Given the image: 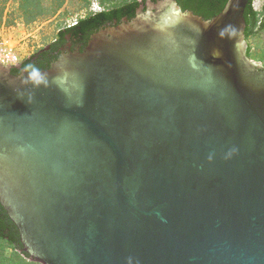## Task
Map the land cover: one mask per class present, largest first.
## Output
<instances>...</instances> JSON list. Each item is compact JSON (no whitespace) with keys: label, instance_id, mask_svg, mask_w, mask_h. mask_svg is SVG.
<instances>
[{"label":"water","instance_id":"95a60500","mask_svg":"<svg viewBox=\"0 0 264 264\" xmlns=\"http://www.w3.org/2000/svg\"><path fill=\"white\" fill-rule=\"evenodd\" d=\"M248 3L206 20L148 0L49 69L0 63V200L31 259L264 264V65L247 54Z\"/></svg>","mask_w":264,"mask_h":264},{"label":"rangeland","instance_id":"374dc122","mask_svg":"<svg viewBox=\"0 0 264 264\" xmlns=\"http://www.w3.org/2000/svg\"><path fill=\"white\" fill-rule=\"evenodd\" d=\"M133 0H0V38L17 46L22 60L54 41L60 29L74 24L103 8L123 5ZM264 0H254L259 18ZM27 9L33 13H27ZM255 63L264 65V30L248 38ZM0 264H42L25 259L20 252L0 239Z\"/></svg>","mask_w":264,"mask_h":264},{"label":"trees","instance_id":"16d2710c","mask_svg":"<svg viewBox=\"0 0 264 264\" xmlns=\"http://www.w3.org/2000/svg\"><path fill=\"white\" fill-rule=\"evenodd\" d=\"M147 0H133L112 9L99 11L93 15L83 17L73 25L61 29L58 33V39L48 49L42 48L30 57L22 61L19 66L11 68L12 73L21 74L23 69L28 72H37L51 68L62 55L61 47L68 40V36L77 44H81L79 51H84L92 39L93 35L117 20V24L122 23L126 18L127 21L133 20L138 14V8L145 4ZM183 10H191L201 15L206 20L214 19L225 8L228 0H177ZM254 0H249L244 16L246 19V37L264 29V5L263 13L259 18V12L254 8ZM27 13L33 12L27 9ZM116 24V25H117ZM251 47L248 46L247 54L250 55ZM0 239L8 242L9 245L20 252L25 259L30 258L29 252L24 250L21 231L18 225L10 216L7 208L0 200Z\"/></svg>","mask_w":264,"mask_h":264},{"label":"built area","instance_id":"2783aa9c","mask_svg":"<svg viewBox=\"0 0 264 264\" xmlns=\"http://www.w3.org/2000/svg\"><path fill=\"white\" fill-rule=\"evenodd\" d=\"M22 61L17 46L6 39L0 38V63L14 66Z\"/></svg>","mask_w":264,"mask_h":264},{"label":"flooded vegetation","instance_id":"af4514ba","mask_svg":"<svg viewBox=\"0 0 264 264\" xmlns=\"http://www.w3.org/2000/svg\"><path fill=\"white\" fill-rule=\"evenodd\" d=\"M148 1V0H147ZM146 1V2H147ZM153 1H157V0H153ZM112 8H114V7H111V8H103V10H108V9H112ZM103 10H101V11H103ZM95 13H97V12H95ZM95 13H93V14H95ZM93 14H91V15H93ZM127 21V19L125 18L123 21ZM117 20H114L112 23H109V24H107V26L106 27H109V26H111V25H116L117 24ZM106 27H104V28H106ZM68 38V40L64 43V45L61 47V52L62 53H64L65 51H69V49H71V50H73V51H79L80 49H81V44H77V43H75L71 38H70V36H68L67 37ZM57 39L58 38H56L52 43H54L55 41H57ZM52 43H50L49 45H47L46 47L49 49L50 48V46L52 45ZM41 50V49H40ZM22 63V62H21ZM20 63V64H21ZM23 70H26V69H23ZM22 70V71H23ZM27 71V70H26Z\"/></svg>","mask_w":264,"mask_h":264}]
</instances>
